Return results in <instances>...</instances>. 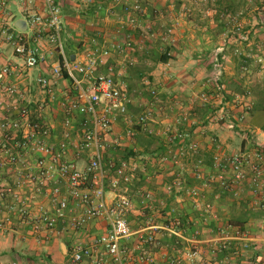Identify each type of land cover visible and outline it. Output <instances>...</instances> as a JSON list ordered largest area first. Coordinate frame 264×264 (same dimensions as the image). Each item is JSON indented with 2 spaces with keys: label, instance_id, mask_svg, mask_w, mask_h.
<instances>
[{
  "label": "crops",
  "instance_id": "0c3cea01",
  "mask_svg": "<svg viewBox=\"0 0 264 264\" xmlns=\"http://www.w3.org/2000/svg\"><path fill=\"white\" fill-rule=\"evenodd\" d=\"M27 1L26 5H21L18 0H9L5 22L13 32L19 30L16 26L18 20L25 21L31 14L46 15L43 0ZM57 1L61 6L63 16L62 50L59 51L44 41L45 64L34 68L29 77L16 80L23 93V98L33 111V118H38L50 129L48 144L54 147L61 139L59 129H62V123H59L58 118L64 111L59 105V100L67 101L74 98L77 90L71 81L63 76L58 79L52 76L51 68L58 64L61 56L68 57L72 62H78L82 60L83 54L88 49L111 47L122 43L128 38V34H131L135 43L140 42V38H136L132 32L135 30L121 32V26H115V22L107 15L104 17L105 23L95 21L94 17L98 13L93 11L95 13L93 14L90 5H95L96 10L106 12L112 7L111 5L108 6L109 8H103L101 4H97L98 1L85 0L92 4L87 5L88 7L85 4L84 6L87 7L85 10H78L79 5L74 2L71 6L68 0ZM148 1V5L154 9L151 10L152 12H156V9L157 11L162 9L160 12L170 11V7L167 10L163 8L166 0L163 4H159L158 0ZM258 6H261V9ZM258 6L245 2L244 5H236L231 9V14L240 18L238 23L247 37L245 42H238L234 39L226 46L224 40L223 43L217 40L218 28L214 18L207 19L206 24L191 18L180 21L175 19L178 23L174 27L175 37L170 40L171 44L168 43L165 46V54L168 56L166 62H157L155 65L148 59L140 60L130 57L134 62L138 61L149 68H146L147 72L133 79L136 85L130 84L129 89L127 87L130 93L128 94L130 99L128 107L130 110L141 106L147 107L146 110L152 115L148 128L153 133L149 135L143 132L135 121V137L129 145L134 152L133 156L136 159H146L145 161L150 163L151 168L148 166L144 170L140 165L143 164V160L135 159L134 163L132 162L134 172H132L131 181L140 178L145 181L144 184L133 185L134 187H129L131 182L122 184V189L120 187L118 192L132 194L134 198V207L128 215V221L134 231L141 228L143 219L150 216V210L156 224H163L168 217H176V214L181 217L178 218L181 225L180 239L159 236L167 248L163 246L153 250L156 264H164L166 254H168L167 249L172 247V242L179 245V252H186L194 241L198 242L201 259L210 260L212 264H264V190L255 192L248 180L239 186L223 190L219 188L217 182H210L208 179L213 173L212 157L217 153L219 144L222 145L220 147L223 150H231V154L253 146L264 149V31L262 27L264 26V2L259 0ZM140 13L136 15L139 22L138 30H136L138 33L150 23L149 19H140ZM200 13L204 16V14H212V11L201 10ZM94 22L100 26H95ZM124 27L128 29V26L124 25ZM214 50L215 52L224 50L225 55L230 53L226 58L222 55L225 58L224 62L222 58L220 60L219 55V68L214 66V55H211ZM130 51L134 50L130 49L124 54L112 50L106 63L115 62L117 54H119L118 58L120 55L128 57L131 54ZM72 56L73 60H71ZM13 60L16 58L12 55L10 45L3 44L0 47V65ZM121 62V59L117 60L114 70L120 72L123 78H128V72L123 67L119 68ZM38 76H44L50 81L51 94L45 93L36 84L35 80ZM212 79L224 80L226 84L217 83V88H213L212 83L208 84ZM138 80H142V83ZM220 86L222 89L225 86L232 94L231 117L236 119L240 114H244L242 121L233 122L236 123V128L231 131L224 123L218 124L206 120L207 112L212 111V105L199 108L203 102L209 101V98L220 90ZM142 90L154 91L160 96L144 99ZM227 91L225 92L228 93ZM131 92L132 98H130ZM203 97L206 99L203 100ZM220 101L221 99L214 100L211 103ZM15 102L16 100L4 97L0 104V111L4 116L8 114V119L16 117V111L12 105ZM125 116L118 117L123 118L121 121L126 124L122 125L123 128L131 125V121ZM72 117L74 119L78 117L79 120L81 118L76 112ZM177 117L185 118L178 129L189 132L190 138L197 142L199 149L189 159H184L179 165H174L171 162L163 163L160 158L170 147L167 136L162 134V130ZM118 118L112 125L110 137L118 138L123 143L124 136L117 134L121 130ZM113 134L118 136L113 137ZM142 138L147 139L150 145L146 147L140 145ZM121 147H124L123 144ZM35 157L27 156L25 163L32 164ZM68 157L74 158L73 151H69ZM198 159L202 161L201 164H197ZM19 167L0 168V190H3L5 185H13L16 179L20 178L23 171ZM139 169L142 172H139ZM262 170L264 173V163ZM199 173L209 183L208 186H202V181L197 179L196 176ZM195 186L199 187L198 198H192L187 194V190ZM51 187L52 183L48 184L36 197L35 202L48 208L52 207ZM107 188L109 190V187ZM17 191L26 197L33 193L32 187L28 184L18 188ZM144 194H149L151 197L150 207L142 209L139 201ZM206 203L211 205L209 212H204ZM11 207L12 198L6 195L0 201V264H71L67 258L68 244L73 239L70 231H60L58 235L48 238L34 235L30 225ZM154 208L156 211L161 209V213L157 214ZM134 222L137 226L138 224L141 226L139 228L133 226ZM185 223L187 226L182 227ZM102 225V221L92 222L87 228L88 234L100 232L103 229ZM227 226H230L231 230L240 231L249 246L243 251L241 242L233 241L229 249L213 256L212 250L216 248L215 240L218 238L219 231ZM135 237L132 238L131 245Z\"/></svg>",
  "mask_w": 264,
  "mask_h": 264
},
{
  "label": "built area",
  "instance_id": "2783aa9c",
  "mask_svg": "<svg viewBox=\"0 0 264 264\" xmlns=\"http://www.w3.org/2000/svg\"><path fill=\"white\" fill-rule=\"evenodd\" d=\"M18 3L26 5L28 1L18 0ZM43 3L45 16L31 14L25 20L26 29L13 32L5 22L9 0H0V47L10 45L16 58L0 65V104L4 97L16 100L12 104L16 117L0 120L3 131L0 157L6 159L5 162L0 160V166H20L23 171L13 185H5L0 190V201L10 195L11 208L30 225L34 235L48 238L58 235L60 231H70L73 239L68 244L67 258L71 264H156L153 250L159 248V236L180 239V220L168 217L165 223L156 224L150 217H145L141 228L132 230L128 215L135 202L130 195L118 192L121 184L131 182V163L105 160L107 149L120 145V139L111 138L110 132L116 118L126 115L130 103L121 73L106 65V62L112 50L123 54L132 49V40L128 37L111 47L88 49L78 62L61 56L58 64L51 68L52 76L57 79L62 77L63 71L66 72L77 90V95L63 104L66 117L62 123L61 139L56 147L51 146L48 144L50 129L38 118H33V111L16 82L17 79L29 77L40 64H45L44 41L62 50L61 6L57 0H43ZM124 11L128 29L136 27V14L140 12L138 2H133L130 10L125 7ZM235 29L240 28L236 26ZM166 37L167 34L163 39ZM239 37L246 39L242 34ZM221 52L214 55L215 67H219ZM35 81L45 93L51 94L47 78L38 76ZM151 92L154 94V91ZM74 112L80 115L79 121L72 117ZM150 120L149 112H143L136 118L140 130L149 135L153 133L148 128ZM182 121L185 118L177 117L162 130L170 145L160 158L163 163L179 165L199 149L189 132L178 129ZM76 123L79 124L78 129H75ZM227 127L234 129L233 123ZM125 135L132 140L135 130L128 128ZM69 151H73V159L68 157ZM27 156H36L30 165L25 163ZM201 162L197 160V164ZM263 163L264 153L257 146L232 154L216 153L212 157L213 173L208 179L217 182L221 189L229 190L247 178L255 192L263 191ZM196 177L202 181V186H208L209 183L200 173ZM50 183L52 207L48 208L35 201ZM27 184L32 187L33 193L26 197L17 190ZM187 194L198 198L199 187L187 190ZM150 199L149 194L141 196L139 204L142 209L150 207ZM210 208L211 205L206 203L204 212H209ZM98 221L103 222V229L96 234H88V226ZM238 240L241 250L245 251L249 243L240 231L231 230L230 226L222 228L215 240L216 248L212 250V255L229 249L232 242ZM198 262L212 264L210 260L201 259L197 241L186 252L170 260V264Z\"/></svg>",
  "mask_w": 264,
  "mask_h": 264
},
{
  "label": "rangeland",
  "instance_id": "374dc122",
  "mask_svg": "<svg viewBox=\"0 0 264 264\" xmlns=\"http://www.w3.org/2000/svg\"><path fill=\"white\" fill-rule=\"evenodd\" d=\"M68 1L71 2V3H68V4H71V6L73 5V2L78 4L79 5L77 7V8H79L78 10H80V9L85 10L88 7L87 5L92 4V2L85 1V0H68ZM96 1H98L97 4H99V5L101 4L103 6V8L104 7L107 8L110 5L112 7H110V9H108V11L106 12L104 10H96L95 5L94 6H93V4L90 5L91 11L92 12L96 11L98 13L97 16L94 17L95 21H98L99 23H103L104 17H105V15H107L111 20H113L115 22V23L113 22L115 24V26H117V25L121 26L120 27L121 32L126 31V30H128V31L135 30L132 32H134L136 38H140V42L135 43L131 34H128L127 37H129V39L132 40V49L134 51H130L131 54L128 57L127 56L125 57L124 55H120V57L118 58L119 54H117L115 62H113V63L111 62L109 64L106 63L108 66H112L115 69L114 64L117 63V60L121 59L122 62H121V65H119V68L123 67V69L125 71H127L129 74L128 78L122 77L124 82L128 85L127 87L129 89L130 84L132 86L136 85V82H134L133 79L137 78V75L147 72L146 68H149V67H147V65L143 66V64H140V62L138 63V61H137V63L134 62L133 60L130 59V57L131 58H139L140 60H142V59L147 60L148 59L149 61L154 62L156 65L157 59L159 58V56L166 52L165 46H167L168 43H170V40L173 39V37H175L174 27L177 26L176 24H178L175 21V19H178L180 21V20H185V19L191 18L193 20H196L198 22H203L204 24H206L207 19L214 18L213 20L217 21V28H218V30L216 32L217 40L222 41L221 43H223V40H224V44H226V46H227V44H229L231 42V40L233 41L234 39H236L238 42H245V41H247V37H246V39H241L239 37L241 34L246 36L241 31L242 26L238 23L240 21V18L231 14V9L236 7V5H240V4L244 5L245 2H248V4H252V5L256 4V6H258L259 0H255L256 2L254 0H244V1L243 0H166V2H165V0H158V2H160L159 4H161V3L163 4V2H165V5L163 8H165L166 10L168 7H170L169 12H167V11L166 12H160V10H162V9H160L159 11H157V9H156V12H152L151 10H154V9H151L152 7L150 5H148V3H149L148 0H124V1H121V0H95V2ZM135 1H137L138 4L140 5V12L141 13L138 12V15L140 13V16H141L140 19H142V20L143 19H149V21H150V23H149V25H147V27L140 29L141 31L139 30V33L136 31V30H138L137 28L139 25L137 16H136V18H137L136 26L137 27H134L132 29L131 28L126 29L124 27V25L128 26L125 22L126 13H125L124 9H125V7H128L130 10L132 3ZM261 1L264 2V0H261ZM119 2H121V3H119ZM85 4L87 7L84 6ZM258 8L261 9V6H258ZM68 9H69V7H68ZM69 10H71V9H69ZM201 10H204L206 12L212 11V14H210V15L204 14V16H203V14L201 15V13H200ZM93 14H95V13L93 12ZM198 14H200L201 16ZM117 21H118V23H117ZM93 24L95 26H100V25H96L95 22ZM236 26H239L240 29L236 30L235 29ZM262 27H263V31H264V26H262ZM166 34H167L166 39H163V37L165 38ZM216 52L214 50V52H212L211 55H215ZM224 53H226V52L224 50H222V52L219 54H221L220 56H222V55H225ZM229 55H230V53L229 54L227 53L225 55V58H226V56H229ZM225 58L222 59L223 62H224ZM221 65H223V64L221 63ZM217 68H219V67H217ZM102 71L103 70H99V72H102ZM141 81L142 80H140L139 82H141ZM209 83L213 84V88L214 87L217 88L216 87L217 83L219 85H221V84L225 85L226 84L224 80L218 81V79H212L211 81L208 82V84ZM142 87H145V85L143 84ZM225 91H227L226 87L224 86V88L222 89L220 86V90L216 91V93L213 94V97L209 98L210 99L209 101L203 102V104L200 105L201 107H199V108H206V106L210 107L212 105L213 106L212 111L207 112L208 117L206 120L207 121L209 120V121H212V122L218 123V124L224 123L226 128L231 131L233 129L228 128L227 125L229 123H233L236 121H242L244 118L243 117L244 114L243 115L240 114V116L236 119L231 117V95L232 94L230 91L229 92L227 91L228 93H226ZM142 92H143L142 96L144 99H146V98L152 99V97L160 96V94H157V93L153 94L150 90H144V91L142 90ZM128 94L130 95V93H128ZM130 98H132V92H131ZM224 98H225V100H224ZM233 98H235V97H233ZM219 99H221L220 102L211 103V101L219 100ZM59 102H60L59 105L61 106V108H63V104H65L66 101L64 99H60ZM146 109H147V107H144V106L137 107V109H135V110H130V107L127 108V113H126L125 117L127 120L131 121L130 127L132 129H134L136 126L135 121H136L137 116L143 112H148ZM7 115L4 116V114L2 113L0 115V120L7 119V117H8ZM65 117H66V114L63 111L62 115H60V117L58 118L59 123H63ZM150 118H152L151 114H150ZM211 118H214V119H211ZM75 119L77 121H79L78 117H76ZM122 119L118 118V120H117L119 122L120 128H121L120 132L117 134L121 135L122 137L124 136V138H123L124 141H123V143H121L122 140H119L120 141L119 146H114V147L108 148L106 153H105V160H113L115 162H118L120 160H125V161H129L131 163V167H133L132 162L134 163L136 158H135V156H133L134 152L129 145L130 143H132V140L128 139L125 135L126 129L130 128V127H124L123 128L122 125L123 124L126 125V124L123 121H121ZM235 124L236 123H233L234 128H236ZM78 128H79V124L76 123L75 129H78ZM59 130H60V133L62 134V129H59ZM117 134H113L112 136L113 137L118 136ZM2 135H3V131L0 129V136H2ZM134 137H135V135H134ZM0 141H1V137H0ZM122 144L124 147H121ZM139 144L146 147V146L150 145V142H148L147 139L142 138V139H140ZM8 145L11 146V148L13 149V146L10 142L8 143ZM49 145H52V144H49ZM219 145L222 146L221 144H219ZM220 146L216 150L217 154H222V153L231 154V150L225 151ZM253 147H250V148H253ZM257 147H259V146H257ZM259 148L263 149L261 147H259ZM246 149H248V148H246ZM241 150H244V149H241ZM263 153H264V151H263ZM131 159H132V161H131ZM0 160H2L4 162L6 161V159L4 157H0ZM136 160L137 161L143 160V164H140V165L144 168V170H145V168L147 169L149 164H150V163H147V161H145L146 159H136ZM144 162H145V164H144ZM3 167H10V166H7V165L6 166L5 165L0 166V168H3ZM149 168H151V167L149 166ZM132 172H134V171L130 172L131 175H132ZM139 172H142V171L139 169ZM137 176H138V174H137ZM245 180H248V179L246 178ZM144 182L145 181L140 179V178H138V180H137V178H135V180H133V182L131 181V184L129 183L130 184L129 187H131V186L134 187L137 185H143ZM120 187L122 189V184L120 185ZM130 196L133 198L132 194ZM147 210H149V209H147ZM154 210L156 211L155 208H154ZM160 211H161V209H158V211H156L157 214L161 213ZM151 214L152 213L150 210V214H149L150 216H148V217L153 219ZM174 214H176V213H174ZM176 217L181 218L180 216H178V214H176ZM138 225L139 226H137V224H135V222L133 223V226H136L137 228H139L141 226V224H138ZM186 226H187V224L185 223L184 226H182V227H186ZM161 238L159 237V239H158L159 240V247L164 246V248L166 249L167 245L163 244V242L160 240ZM171 246H172L171 248H173L174 250H172L171 248L167 249L168 254H166L167 257H166V260H164V264H170V260L173 257H176L180 253H183L181 251L179 252V245L176 244L175 242H172Z\"/></svg>",
  "mask_w": 264,
  "mask_h": 264
},
{
  "label": "trees",
  "instance_id": "16d2710c",
  "mask_svg": "<svg viewBox=\"0 0 264 264\" xmlns=\"http://www.w3.org/2000/svg\"><path fill=\"white\" fill-rule=\"evenodd\" d=\"M68 58V57H67ZM69 59V58H68ZM70 60V59H69ZM168 60V56H167V54H161L160 56H159V58L157 59V62H166ZM62 76L65 78V79H68V80H70L69 78H68V76L66 75V72H62ZM262 151H264V149H262Z\"/></svg>",
  "mask_w": 264,
  "mask_h": 264
},
{
  "label": "water",
  "instance_id": "95a60500",
  "mask_svg": "<svg viewBox=\"0 0 264 264\" xmlns=\"http://www.w3.org/2000/svg\"><path fill=\"white\" fill-rule=\"evenodd\" d=\"M16 26L19 30H25L26 29L25 21H23V20H18L16 23ZM71 60H73V56H72Z\"/></svg>",
  "mask_w": 264,
  "mask_h": 264
}]
</instances>
